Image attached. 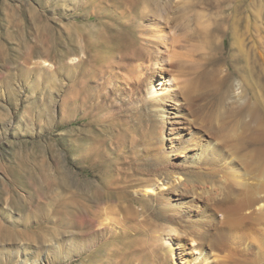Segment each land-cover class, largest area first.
<instances>
[{"label":"rangeland","instance_id":"374dc122","mask_svg":"<svg viewBox=\"0 0 264 264\" xmlns=\"http://www.w3.org/2000/svg\"><path fill=\"white\" fill-rule=\"evenodd\" d=\"M73 1L0 0V264H264V0L232 58L193 34L228 7L147 10L154 56L96 80L71 66L82 51L61 60L70 24L98 27L101 0Z\"/></svg>","mask_w":264,"mask_h":264},{"label":"bare ground","instance_id":"6f19581e","mask_svg":"<svg viewBox=\"0 0 264 264\" xmlns=\"http://www.w3.org/2000/svg\"><path fill=\"white\" fill-rule=\"evenodd\" d=\"M104 1L109 3H105ZM73 2L75 7L81 4V0H74ZM192 4H213L219 11H221V5L229 8L228 14L224 16L214 28H208L201 20H198V27L194 29L193 34L200 37V40L204 41L206 44L211 40L212 36H216L215 33L222 36V41L228 38V57L232 58L235 55L234 52H238L234 39V32L237 31L236 24L238 22L241 23V18L244 17L243 21L245 20V26L248 29L250 28L249 19L252 17L251 0H182V4H180V2H172V0H101V3L93 11L86 12L89 18L92 16L96 18L98 22L97 28H94V30L86 28L85 25L89 23H83V26H76L72 23L67 32L63 33L71 38L76 48L75 52L71 49H65L61 60L70 54L75 55L76 52L82 51L86 58L84 59V57H81L77 59L75 57L71 66L75 69L85 66L84 71L79 74L82 73L84 76L88 77L89 80H96V78L104 77V74L109 71V67L113 65V61H110L111 57L113 60L115 56H120L123 60L125 58L133 59L137 56L141 58L146 54L148 56H154V49L151 44H158L161 35L154 32L155 28L152 26L147 27L146 25H142L141 22L144 19L139 21L138 19L140 17H146L148 13H150L156 18L160 16L167 21H172L176 13L187 12ZM147 10L150 12L147 13ZM240 12H244L247 15L237 18ZM198 15L201 17L200 14ZM133 22H135V26L130 27L129 25L133 24ZM81 41L84 42V45L80 44ZM206 53L210 54L211 52L208 51ZM42 55V49L36 46L33 56L42 59ZM121 64L122 63H120V65ZM32 65V67H28L31 72L36 70L35 68L37 65L44 66L42 62L38 63L36 61H34ZM60 66L61 68L68 67L69 64L62 63ZM260 70H253L250 78L251 94L252 99H254L253 103L257 105L256 107L259 110H261L260 101L264 100L262 99L264 98V70L263 68ZM204 72L206 74L207 71H203V73ZM78 75L75 78H77ZM105 81H107V78H104L99 84H103ZM219 81L220 80H218V82ZM75 82L76 79L73 80V83ZM149 88L152 90L154 87L150 86ZM151 93L153 95V90ZM149 191L151 192L152 189L149 188ZM256 208L263 209L264 211V199L258 202ZM94 234L96 235L98 233L95 232ZM35 263H38V261L34 260L33 264Z\"/></svg>","mask_w":264,"mask_h":264}]
</instances>
